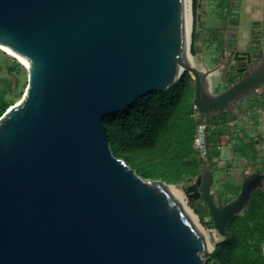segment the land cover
<instances>
[{"label": "water", "instance_id": "1", "mask_svg": "<svg viewBox=\"0 0 264 264\" xmlns=\"http://www.w3.org/2000/svg\"><path fill=\"white\" fill-rule=\"evenodd\" d=\"M186 1L0 0V47L25 61L28 81L0 117V264L207 263L203 234L165 183L117 157L103 126L184 71L207 124L223 110L234 120L264 84L261 38L227 54L222 44L211 68L193 65ZM211 77L225 89L212 93ZM255 189L264 173L245 175L223 204L206 161L186 190L225 237Z\"/></svg>", "mask_w": 264, "mask_h": 264}, {"label": "trees", "instance_id": "2", "mask_svg": "<svg viewBox=\"0 0 264 264\" xmlns=\"http://www.w3.org/2000/svg\"><path fill=\"white\" fill-rule=\"evenodd\" d=\"M192 40V54L195 56V44L199 38L193 37ZM219 48L218 43L215 47L217 54ZM216 61L217 55L214 63ZM2 65H5V73H1ZM14 71L9 64L0 62V117L20 98L25 85L19 84L16 77L12 78ZM193 94V79L184 71L169 88L148 92L115 116H105L103 126H108L106 133L115 154L144 179L161 180L177 187L190 186L205 164L192 147L195 127L203 121L194 116ZM232 120L231 113L223 110L208 123L210 162L212 158H218L219 146L224 135L230 134L228 124ZM238 153L246 158L255 156L251 143L239 148ZM259 171L263 170L256 169ZM214 190L226 204L237 196L240 184L221 183ZM190 206L201 220L208 216L209 226L213 227L205 207ZM263 247L264 192L255 189L247 207L227 222L226 236L214 242L211 252L205 255L206 264H264Z\"/></svg>", "mask_w": 264, "mask_h": 264}, {"label": "rangeland", "instance_id": "3", "mask_svg": "<svg viewBox=\"0 0 264 264\" xmlns=\"http://www.w3.org/2000/svg\"><path fill=\"white\" fill-rule=\"evenodd\" d=\"M191 2V31L190 36L193 38L194 33L198 34V42L195 44V48L197 51V55L192 56L193 65L202 69V65L205 64L207 68H211L215 65L214 57L217 55L216 53V45L219 43L222 28L225 19L228 16V12H226V0H198V7L201 10L199 12L200 16L198 20L195 21V11L193 10V0ZM231 18L236 22V44L239 50H245L251 44V28L256 22L264 21V0H242L238 7L234 9V12L230 14ZM191 40V44H192ZM1 52H4L3 55L0 52V62L4 64H9L12 68H14V72L12 73V78L16 77L18 79V83H25L22 94L19 99L15 101L14 104L19 102L26 91L27 88V70L25 68L24 63L7 54L4 50L0 49ZM1 69V73H5V65ZM211 92L218 93L225 89L224 84H217V78L211 77ZM254 97V94H251L244 98V101H248ZM227 129V128H226ZM229 153L228 147L223 146L221 150L222 159L224 160ZM118 157V154H116ZM211 168H213V188L218 189L219 185L222 183H235L239 184V177L234 176V173L231 168H218L214 164V158H212ZM238 164L234 163L232 167L236 168ZM239 166V165H238ZM234 170V169H233ZM224 180H221L223 179ZM221 182V183H220ZM191 186V185H190ZM190 186L181 185L179 187L174 186L179 193L181 194L183 200H185L187 206L193 211L190 204L200 206L201 208H206V206L201 203L198 198L192 193V191H187V188ZM207 210V208H206ZM194 212V211H193ZM208 213V211H207ZM197 216V214L194 212ZM198 224L201 229H203L204 235L209 239L211 248L203 252L204 255L211 252L213 248L214 242L218 241L221 237L218 235L216 230L209 226L210 219L208 216H205L202 220L197 216ZM264 253V247H263Z\"/></svg>", "mask_w": 264, "mask_h": 264}, {"label": "crops", "instance_id": "4", "mask_svg": "<svg viewBox=\"0 0 264 264\" xmlns=\"http://www.w3.org/2000/svg\"><path fill=\"white\" fill-rule=\"evenodd\" d=\"M235 119L232 120L234 128L240 132V136L225 134L219 146L218 162L223 168H231L234 176L239 177V184L245 175L256 172V169L264 171V101L260 95L248 101H240L234 108ZM252 144L255 156L246 158L238 153L239 148ZM228 147L229 153L222 159L221 150ZM238 164L236 168L232 167ZM234 169V170H233ZM263 171H259L264 173Z\"/></svg>", "mask_w": 264, "mask_h": 264}, {"label": "flooded vegetation", "instance_id": "5", "mask_svg": "<svg viewBox=\"0 0 264 264\" xmlns=\"http://www.w3.org/2000/svg\"><path fill=\"white\" fill-rule=\"evenodd\" d=\"M241 1L242 0H226L225 10H226V12H228V16L224 21L223 28H222V34H221L220 40L218 41L220 44V47L222 44L225 45L226 54L228 53L227 48H229L231 44L236 43V33H235L236 22L231 18L230 14H231V12H234V9L239 6ZM199 8L200 7H198V0H195L194 1V7H193V10L195 11L194 12L195 13V21H197L198 17L200 16L199 12H201V10ZM251 32L255 33L254 35L251 34V43H252L253 37H254V39H257V38L260 39L261 38L262 40H264V21L260 22L258 25H255V26L253 25L251 28ZM193 37L197 38L198 34L195 32ZM253 45H255V44H250V47H252ZM219 50H220V48H219ZM218 54H219V52H218Z\"/></svg>", "mask_w": 264, "mask_h": 264}, {"label": "built area", "instance_id": "6", "mask_svg": "<svg viewBox=\"0 0 264 264\" xmlns=\"http://www.w3.org/2000/svg\"><path fill=\"white\" fill-rule=\"evenodd\" d=\"M254 94L260 95L262 101H264V84L260 85L255 89ZM228 130L230 134H233L235 137L240 136V132L234 128L233 122L228 124ZM207 135H208V124L205 121L198 123L195 127L194 136L192 139V147L198 154L199 158L204 162L209 161V146L207 143ZM214 164L218 168H222V164L214 159ZM211 165V164H210Z\"/></svg>", "mask_w": 264, "mask_h": 264}, {"label": "bare ground", "instance_id": "7", "mask_svg": "<svg viewBox=\"0 0 264 264\" xmlns=\"http://www.w3.org/2000/svg\"><path fill=\"white\" fill-rule=\"evenodd\" d=\"M191 23H192V16H191V2L190 0L186 1V25H187V35L189 37L190 31H191ZM0 49L4 50L7 54L14 56L15 58H18L21 60L23 63H25L24 60L21 58L17 57L16 55L12 54L11 52L3 49L0 47ZM193 63V62H192ZM164 188H167L169 192L172 194V196L176 199V201L179 203V205L183 208V210L186 212V214L189 216V218L193 221V223L196 225V227L199 229L201 234H203L206 244H207V250L211 248L209 239L204 235L203 229H201L200 225L198 224V218L194 214V212L187 206L185 200H183L181 194L179 191L172 185L165 184Z\"/></svg>", "mask_w": 264, "mask_h": 264}]
</instances>
